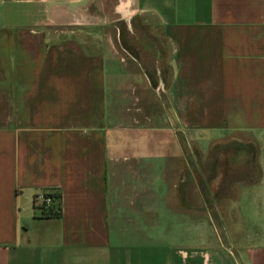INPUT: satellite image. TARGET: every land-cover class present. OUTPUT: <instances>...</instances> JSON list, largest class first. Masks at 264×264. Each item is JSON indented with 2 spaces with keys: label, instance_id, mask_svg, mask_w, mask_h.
Here are the masks:
<instances>
[{
  "label": "crops",
  "instance_id": "obj_1",
  "mask_svg": "<svg viewBox=\"0 0 264 264\" xmlns=\"http://www.w3.org/2000/svg\"><path fill=\"white\" fill-rule=\"evenodd\" d=\"M117 1L0 0V264H264V0Z\"/></svg>",
  "mask_w": 264,
  "mask_h": 264
},
{
  "label": "rangeland",
  "instance_id": "obj_2",
  "mask_svg": "<svg viewBox=\"0 0 264 264\" xmlns=\"http://www.w3.org/2000/svg\"><path fill=\"white\" fill-rule=\"evenodd\" d=\"M117 2H118L117 0H95V9H94L95 13L99 14L100 18H102V15H101V13H102L104 15L105 19H101V21H99V20H96L97 17H95V21L94 22L102 23V20H103L104 24H101L99 26L94 27V31H98L99 36L101 37V39L103 41V46H107V44H110L111 49L113 51H117L119 54L121 53V55H123L124 53L122 51H120L119 48H118V46L121 45V42L119 41V33H121L124 30V32L127 34V36H126L127 42L132 47H135V45H134L135 41L136 42L138 41V42H140L139 43L140 45L141 44L143 45V41H142L143 38L141 36L144 35V32L134 28L135 27L134 24H133V26H134L133 28L134 29L130 28L129 31H127L125 27L121 28L122 26H120L119 24H123V23H121V22L119 23V21H117L118 19H120V15H121L120 14L121 12L119 10L120 8H117V4H118ZM121 2L125 4L127 1L126 0H121ZM123 10H124V13H126L127 8L123 9ZM112 12L114 14L115 13L116 14L113 15ZM107 16H109V17H107ZM108 18H109L110 21H116V22H110L108 20ZM130 27H132V26L130 25ZM121 29H122V31H121ZM63 30H65V29H63ZM66 30L68 31L69 29H66ZM116 31H118V33ZM145 35L147 36V39H149L150 36L154 35V33L147 30V31H145ZM137 51L140 52L139 47L137 48ZM163 115H165V113ZM164 119H165V117H164ZM190 139L191 140H190V144H189V149H190L191 153H195V152H198V151H209V152L220 151V152H222L223 150L229 151V148H230L229 146H225V147L222 146L221 147V145L214 146L213 144H211L210 146L207 147V145H205L203 143L199 144L198 138L196 136H194L193 134H191V138ZM41 209H42V207H41ZM207 210H209V212H211L210 214H213V209L211 211H210V209H207ZM191 211H195L196 212V211H198V209H195V208L191 207ZM214 215L215 214H213L211 216L213 218V221L210 219L211 229L213 230V227H214L213 222H215V221L220 223V226L217 224V225H215V227H216L215 230H213V231L211 229L210 230L214 234H216L218 236H221L222 237L221 238L222 243L224 245L229 246L228 242L225 239V230L227 229V225L224 223V221L226 222L228 218H226V219L223 218L224 221H222V218H219V216L217 217V215H219V214H216V217H214ZM230 228L231 227L229 226V231L226 230V234H228V236H229V241H231V229ZM214 231H216V232H214ZM191 234L194 235V233H192V232H191ZM200 241H201V239L198 240V241L192 240L191 244H196L197 242H199L195 246H199L200 248L208 246V243L206 241H203V240L201 242ZM177 244H179V243H177ZM236 250H237V248L233 247L234 254H236ZM239 251L240 250H238V252Z\"/></svg>",
  "mask_w": 264,
  "mask_h": 264
},
{
  "label": "trees",
  "instance_id": "obj_3",
  "mask_svg": "<svg viewBox=\"0 0 264 264\" xmlns=\"http://www.w3.org/2000/svg\"><path fill=\"white\" fill-rule=\"evenodd\" d=\"M119 25L122 26L121 28L124 27L123 24H119ZM121 31H122V29H121ZM126 36H127V34L123 30L121 33H119V41L121 42V44L123 45L125 50H127L128 52L130 51L131 53L130 52L129 53L133 56L134 55V53H133L134 48L131 45L127 44ZM150 83H153L152 79H150ZM50 197L52 198V200L57 199V197H55V196H50ZM57 210H58V207H56L55 209L48 207L46 211H42V216L46 217V218H56V217H58V211Z\"/></svg>",
  "mask_w": 264,
  "mask_h": 264
},
{
  "label": "built area",
  "instance_id": "obj_4",
  "mask_svg": "<svg viewBox=\"0 0 264 264\" xmlns=\"http://www.w3.org/2000/svg\"><path fill=\"white\" fill-rule=\"evenodd\" d=\"M50 196V194H45L42 196H38L35 199V202L39 203V205L42 207V211H46L47 208L50 207L51 202L53 201Z\"/></svg>",
  "mask_w": 264,
  "mask_h": 264
},
{
  "label": "water",
  "instance_id": "obj_5",
  "mask_svg": "<svg viewBox=\"0 0 264 264\" xmlns=\"http://www.w3.org/2000/svg\"><path fill=\"white\" fill-rule=\"evenodd\" d=\"M130 16H131V11L129 9H127L126 13H122L120 15V18H121V20H123L124 24L128 25L129 20H130Z\"/></svg>",
  "mask_w": 264,
  "mask_h": 264
}]
</instances>
